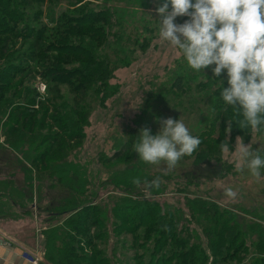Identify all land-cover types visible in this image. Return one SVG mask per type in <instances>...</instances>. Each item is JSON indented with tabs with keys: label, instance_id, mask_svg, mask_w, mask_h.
I'll list each match as a JSON object with an SVG mask.
<instances>
[{
	"label": "rangeland",
	"instance_id": "obj_1",
	"mask_svg": "<svg viewBox=\"0 0 264 264\" xmlns=\"http://www.w3.org/2000/svg\"><path fill=\"white\" fill-rule=\"evenodd\" d=\"M51 1L43 0L42 3L32 5L30 14H37L38 19L35 23H29L28 28L35 31L38 26L54 28L49 21L59 20L61 14L69 19L82 16L98 20L101 12L112 8L110 3L102 0H67L68 5L58 1L50 6ZM157 1L148 0L151 4ZM179 19L181 21L178 24L188 17L180 16ZM97 26L102 24L98 23ZM105 31L113 33L114 28H105ZM124 37L127 38V33ZM156 42V47L152 45L129 68L114 73L115 80L111 83L118 85V93L104 103V108L95 107L92 110L89 124L84 129L82 146L71 156V160L78 164L81 171L76 182L88 186L82 187L87 195L79 197L57 183L50 188L51 183L45 177L33 179L32 184H27L24 172L28 168L23 164L19 166L16 161L10 162L9 151L0 148V178L11 177L9 175L12 173L18 194L19 191L23 193L22 198L18 196L14 199L16 203L21 202L22 209L18 206L16 210H11L9 206L0 208V213H5L9 221H23L18 225L9 223L6 228L9 232L15 231L23 235L25 243L31 247L34 246L31 232L35 229L32 221L37 219L40 222L38 229L57 228V234H62L63 239L61 250L56 251L55 258L60 259L61 264H264V176L252 178L246 170L236 173L233 152L229 161L234 168L232 174L224 179H218V166L213 162L196 169L205 174L197 179L200 186L190 184L195 183L196 179L187 175L186 172L190 169L187 162L183 167L177 164L167 174L161 172L162 165L142 163V174L135 178L139 179V183L129 185L126 189L117 186L114 181H127L134 174L118 163L116 166L103 164V161L126 152L131 143V140H127L134 138L132 132L136 119L141 118L143 125L149 122V115L142 117L139 114L142 98L151 90L148 82L161 75L164 66L171 65L175 57V51L170 45L166 46L167 42L160 39ZM15 52V59L12 60L14 64L21 63L19 56L23 53L32 60L25 48ZM29 66H25L23 70L25 84L43 100L45 79L36 76L41 72L38 68ZM65 91L67 89H60V92ZM192 123L190 119L185 125L190 128ZM155 129L158 131L156 126ZM241 142L252 144L254 149L260 147L264 150V135L260 133H252L251 137L241 139ZM235 144L236 140L233 148ZM211 165L216 168L213 171L215 176L206 172ZM42 172L47 174V169L42 168ZM182 173L185 175H181ZM154 175H158V186L151 184ZM176 182L182 184L178 185ZM185 182H189V188L183 186ZM225 187L236 190L237 197H225ZM29 198L30 203H26ZM185 198L197 204V207L192 205L194 213L188 211ZM81 201L79 216L85 222L78 223L75 229L78 221L70 217L71 212L60 213L56 209L64 207L67 202ZM202 202L207 205H202ZM102 208L106 209L104 229L98 227L96 221L99 222V217L94 216ZM105 209L98 212V215L101 216ZM113 209L116 215L110 212ZM222 212L227 216L224 222L218 216L213 220L215 215ZM148 215L150 216L147 217ZM229 215L234 217V221H231ZM7 219H2L3 223ZM177 223L179 225L175 227L174 224ZM164 227L170 232L167 237L158 233ZM224 227L231 232L229 240L228 233L216 236ZM225 239L228 240L227 243L223 242ZM55 247L59 245L55 244ZM40 248L43 257L39 264H49L45 259L44 242Z\"/></svg>",
	"mask_w": 264,
	"mask_h": 264
},
{
	"label": "trees",
	"instance_id": "obj_2",
	"mask_svg": "<svg viewBox=\"0 0 264 264\" xmlns=\"http://www.w3.org/2000/svg\"><path fill=\"white\" fill-rule=\"evenodd\" d=\"M42 1L0 0V148L9 151L10 162L16 161L18 165L23 164L28 168L24 172L27 184H32L33 179L45 177L51 183L50 188L57 183L82 197L87 195V191L82 187L88 186L76 182L81 171L78 164L71 160V156L82 146L84 129L89 124L92 110L95 107L104 108V103L118 93V85L111 83L115 80L114 73L129 68L152 45L157 46L159 17L155 8L161 0L155 4L148 0H102L104 3H110L112 8L101 12L98 20L85 19L82 16L69 19L61 14L59 20L49 21L50 26L57 30L38 26L35 31L27 26L38 19L37 14H30V11L33 10L34 3ZM58 1L64 2V5L69 4L67 0H52L50 6H54ZM180 21L177 17L174 22L178 24ZM98 23L102 26H97ZM112 27L113 33L105 31V28L109 30ZM125 33L127 38L124 37ZM23 48L29 52L32 60L23 53L19 56L21 63L14 64L12 60L15 59V51H21ZM172 49L175 51L172 64H166L161 75L148 82L151 90L147 91L140 103L139 114L142 117L149 115L151 123L146 122L143 125L141 118L136 119L132 132L134 138L127 140H131V143L126 152L103 161V164L112 166L117 163L124 165L126 170L134 174V177L127 181H114L124 189L135 184L133 180L142 174L143 164L135 152H132L137 132L147 128L151 134H155V126L159 128L158 123L165 118H179L185 124L190 119L193 121L192 126L188 127L189 131L198 136L201 143L191 156L182 157L177 164L182 165L181 167L185 162L190 164L186 173L196 179L195 183L190 184L196 185H199L198 177L205 175L196 169L208 162L218 166V179L231 175L234 168L233 163L229 161L232 151H226L223 145L227 143L229 150H232L237 136L248 139L252 133H258L255 130L240 129L235 122H232L227 132L226 121L238 119V116L219 99V82L212 77L210 71L214 65L204 68L202 72H195L186 65L178 50ZM28 65L38 68L41 72L36 76L45 79L43 100L36 96L27 83L25 84L23 70ZM220 80L221 86L227 87V77L223 71ZM63 88L67 89L64 93L60 92ZM42 168L47 169V174L42 172ZM216 168L208 167L206 172L214 175ZM10 174L11 177L0 178V208L11 204L22 209L21 202L16 203L14 199L18 196L22 198L23 193L19 191L18 194L17 183L14 182L13 174ZM154 176L155 179L158 175ZM163 177L167 178L164 175ZM188 183H183V186L189 188ZM30 201L29 198L26 203ZM194 203L186 200L185 205L190 213H194ZM194 205L197 207V204ZM202 205L207 203L202 202ZM80 206L82 201L67 202L64 207H58L56 210L60 213L71 212L70 217L78 221L76 229L78 223L85 222V219L79 216ZM196 207L193 208L194 211ZM102 209L96 211L94 216L99 217V222L96 221L98 227L104 229L106 209L101 216L98 215ZM24 212L26 213V210ZM110 212L116 215L114 209ZM217 216L221 222L227 217L222 212L215 215L213 220ZM229 216L231 221H234V217ZM178 225L174 224L175 227ZM57 231V228H52L42 233L45 259L49 264L62 262L55 258L61 250L63 239L62 234H57ZM158 233L164 237L170 235L167 227ZM227 233L229 240L231 232L226 227L221 228L216 236ZM228 240L223 242L227 243ZM55 244L59 247H55ZM177 244L180 242L177 241ZM178 255L181 254L178 252Z\"/></svg>",
	"mask_w": 264,
	"mask_h": 264
},
{
	"label": "clouds",
	"instance_id": "obj_3",
	"mask_svg": "<svg viewBox=\"0 0 264 264\" xmlns=\"http://www.w3.org/2000/svg\"><path fill=\"white\" fill-rule=\"evenodd\" d=\"M155 12L159 39L178 50L191 70L202 72L214 65L210 71L219 82V99L238 116L226 121L227 132L235 122L240 129L264 135V0H161ZM180 16L188 19L175 23ZM222 71L227 87L221 86ZM137 133L132 152L146 165H162L163 174L182 157L191 156L201 143L179 118L163 119L155 134L147 128ZM223 147L234 153L236 173L246 170L252 178L264 176L260 147L243 144L239 136L234 149L229 150L227 143ZM158 183V177L151 181L153 186ZM223 194L237 197L232 187L223 188Z\"/></svg>",
	"mask_w": 264,
	"mask_h": 264
},
{
	"label": "crops",
	"instance_id": "obj_4",
	"mask_svg": "<svg viewBox=\"0 0 264 264\" xmlns=\"http://www.w3.org/2000/svg\"><path fill=\"white\" fill-rule=\"evenodd\" d=\"M5 202L6 200L4 201V203ZM7 205L11 210H16V207H13L11 204ZM7 217L8 216L5 213H0V264H28L25 258L29 254L36 255L39 260L42 261L41 259L43 257V254L40 251L42 250L40 247L44 242V237L42 233L44 231H47V229H38V224H40V222L37 219L32 222L30 221L35 227L34 231L31 232L32 239L34 242V246L31 247L25 243L23 235H20L18 234V232L15 231L9 232L6 228L9 223L18 225L23 221L18 220L16 222H13L9 221ZM2 219H7V222L3 223L4 220Z\"/></svg>",
	"mask_w": 264,
	"mask_h": 264
},
{
	"label": "built area",
	"instance_id": "obj_5",
	"mask_svg": "<svg viewBox=\"0 0 264 264\" xmlns=\"http://www.w3.org/2000/svg\"><path fill=\"white\" fill-rule=\"evenodd\" d=\"M28 264H39L40 260L36 255H27L26 258Z\"/></svg>",
	"mask_w": 264,
	"mask_h": 264
}]
</instances>
